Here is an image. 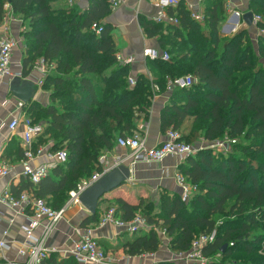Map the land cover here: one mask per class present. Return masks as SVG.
Instances as JSON below:
<instances>
[{"label": "trees", "instance_id": "16d2710c", "mask_svg": "<svg viewBox=\"0 0 264 264\" xmlns=\"http://www.w3.org/2000/svg\"><path fill=\"white\" fill-rule=\"evenodd\" d=\"M55 1L0 0V25L6 4L28 25L23 33V76L38 60L48 67L42 86L50 91V103L30 101L24 106L34 123H44L34 149L52 142L50 151L65 148L68 153L67 161L36 186L21 182L16 195L29 191L53 209H61L65 203L60 204L59 197L69 199L70 191L98 170L101 153L113 148L119 137L133 135L142 115L149 117L153 86L166 93L168 78L190 73L197 78L193 86L168 92L161 131L174 129L180 140L192 145L200 138L227 137L237 143L229 154L216 156L204 148L183 160L179 172L194 186L187 201L176 192H164L155 201L141 198L137 204L114 198L109 207H116L123 220L141 214L152 226L124 242L123 251L130 256L157 253L163 244L160 228L166 232L169 249L185 253L197 236L216 230L215 241L203 248L207 264H264V35L258 49L245 42L248 31L222 45L220 25L229 14L225 1L203 0L207 28L192 19L190 9L180 1L167 7L178 18L177 24L142 19L146 35L156 38L157 48L167 51L170 59L148 60V74L137 75L131 86V65L118 62L114 35L105 22L112 12L110 0H90L86 10L54 6ZM247 11L260 16L264 0H251ZM96 22L103 26L100 35L91 29ZM257 26L264 28V20ZM20 152L24 155L22 148ZM104 201L103 197L99 206ZM220 217L226 218L221 224ZM99 220L98 207L82 225ZM236 254H243V259L232 257ZM41 264L78 262L71 255L60 258L51 253Z\"/></svg>", "mask_w": 264, "mask_h": 264}, {"label": "crops", "instance_id": "0c3cea01", "mask_svg": "<svg viewBox=\"0 0 264 264\" xmlns=\"http://www.w3.org/2000/svg\"><path fill=\"white\" fill-rule=\"evenodd\" d=\"M90 0H80L76 6L86 10L89 6ZM164 2L166 0H163ZM240 11L245 10L248 5L246 0H234ZM187 8L193 5L196 11H205V4L201 0H181ZM75 7V6H74ZM10 11V10H9ZM158 9L154 3L149 0H125V3L115 9H112L110 15L105 19L106 24L111 28L118 52L123 56H134L136 61L131 64L130 76L136 78L137 75H147L148 67L142 59V53L145 48L158 47V40L153 37H148L146 31L141 23L142 19L152 20L156 15ZM12 13V11H11ZM18 16V15H17ZM15 20V19H13ZM22 22L23 19L21 18ZM16 21H20L16 20ZM226 24H232V29L236 28V18L231 17ZM244 22V21H243ZM21 23V22H19ZM223 26V23L221 24ZM243 29L249 30L250 26L243 24ZM225 28V26H224ZM8 30V32H6ZM19 26L16 23L4 22L0 25V33H7L16 38L19 36ZM250 31V30H249ZM22 32V30H21ZM22 40V39H21ZM25 46H17L13 54L12 69L18 72L24 68ZM48 69L47 66H45ZM40 60L35 62L27 77L23 79L32 80L35 83L36 94L32 100L42 106H47L50 103V91L45 90L43 86L37 84V79L42 78ZM13 78H5L0 81V159L10 161L16 165L13 173L6 177H0V197L6 190H10L13 194H17L16 190L20 183L26 180L20 173L22 171L21 160L23 155L18 153V148L23 149V130L21 126L17 131L12 132L8 128V123L14 116L23 113L19 108V100L13 96L10 91V84ZM150 107V115L148 118L145 115L137 121L138 128L127 136H140L146 139L148 147H155L159 145L165 138V133L161 131L160 116L162 109L169 103L170 93L164 92L157 94ZM26 113V111H25ZM27 114V113H26ZM191 120L186 122V125L191 124ZM40 124H44L40 122ZM200 145L210 144L212 141H207L200 138L198 142ZM48 144V143H47ZM46 144V145H47ZM49 150V144L45 147ZM113 155L125 157L129 152L117 146V144L109 149ZM102 154V153H101ZM184 158L178 156H169L164 162H137L132 167V178L117 188L111 190L104 196L105 201L101 203L100 218L106 208L114 202V198H123L129 203L137 204L141 198H149L152 201L157 200L164 192L181 193V187L176 180V174L179 172V167L183 163ZM47 162L45 157H37L33 165L38 166ZM126 165L130 166V161ZM23 192V191H22ZM110 200V201H108ZM111 202V204L109 203ZM65 203L63 207H67L65 218L55 225L52 232L46 240V245L51 248H58L57 254L60 258L68 257L71 249L76 245L80 236L79 229L87 226L96 228L95 236L102 248L106 250L107 254L116 258L120 262L129 264H158L160 262L175 261L176 253L169 249L168 242H163L162 247L157 253L144 254L138 256H130L124 253L122 244L140 233L131 234L128 231L121 230L113 224H108L104 227H99L98 223H90L87 226L82 225L83 220L88 216V211L81 204ZM32 211L26 209L25 211L17 208L8 207L0 202V239H5L10 245V250L6 253L7 260H18V251L25 241V233L21 225L26 221V217L31 215ZM45 219L42 223H45ZM43 226H40L36 231V235L42 233ZM146 231L143 229L142 232ZM5 259L3 263L7 262ZM177 262V261H176ZM91 264V263H88Z\"/></svg>", "mask_w": 264, "mask_h": 264}, {"label": "built area", "instance_id": "2783aa9c", "mask_svg": "<svg viewBox=\"0 0 264 264\" xmlns=\"http://www.w3.org/2000/svg\"><path fill=\"white\" fill-rule=\"evenodd\" d=\"M80 0H68L69 6L74 7ZM154 3L158 11L153 20L165 25L177 24L178 18L175 14H169L167 11L168 6H177L181 0H149ZM203 2V0H201ZM227 6L228 13L231 17L242 19V16L248 12L247 10L240 11L234 0H224ZM125 3V0H110L111 8L115 9ZM6 10H9L10 5L6 4ZM191 11V18L199 23L206 21L204 12L196 11L193 5H189ZM261 20L259 15L254 14V23L257 24ZM5 22V21H4ZM3 22V23H4ZM91 29L100 35L103 26L100 23H94ZM20 46V39L7 33L0 34V81L5 78H15L23 76V69L14 72L12 69L14 50ZM142 59L144 63L148 60H169L170 54L167 51H160L156 47L145 48L142 53ZM117 60L124 65H131L136 61L134 56H123L121 53H117ZM42 78L37 79L39 86L43 85L44 76L47 73L43 61H40ZM23 68V67H22ZM197 82V78L193 75H184L177 78H168L167 90L168 92L174 89L190 88ZM131 86L136 84L135 78H129ZM154 98L159 94L160 88L158 85L153 86ZM26 103L19 102V108L24 111L18 116L12 117L8 123L10 131L15 132L21 126H24L22 133L23 136V158L21 160L22 171L20 175L32 183L33 186L39 184L44 178H46L52 171L60 164H64L67 161L68 153L66 149L59 151L45 150L47 145H42L38 149H34V143L37 138L44 133V127L41 124L34 123L33 120L25 113L24 106ZM181 134L174 130L169 129L164 140L155 147H148L146 139L134 135V136H122L117 140V146L125 149L129 152L125 157L119 155H113L109 149H106L98 158V170L87 179H83L78 183L75 189L70 191V200L68 204H80L78 201L81 193L96 182L102 175L111 171L113 168L127 164L130 161V166L133 167L137 162L153 163L164 162L169 156H178L186 159L188 156L195 154L200 149H212L213 151H219L221 154H229L232 152V147L237 143L236 139L225 138L212 141L207 146H200L195 148L194 145L186 143L180 140ZM37 157L47 158V162L38 166H34L33 162ZM16 165L10 161L0 159V177L9 176L14 172ZM176 180L181 187V196L184 201L191 198L194 186L186 181L184 175L180 172L176 174ZM0 202L8 207L17 208L25 211L29 209L32 214L26 217V221L21 225L23 232L25 233V241L18 251V260H7L6 253L10 250V245L5 239H0V264H41V261L45 259L49 254L56 253L58 248H51L46 245V240L56 224L61 222L65 218L67 207L61 209H53L50 207L44 199L38 198L29 191H23L18 196L13 194L10 190H6L0 197ZM45 219V223L42 220ZM108 224H113L121 230H126L131 234H136L143 229L152 227L147 223L145 218L141 214H137L132 220L125 221L118 214L116 207L106 208L101 216L98 226L104 227ZM43 226L42 233L36 235L35 231ZM96 228L87 226L83 229H79V240L76 245L71 249L70 255L73 256L78 264H129L126 262H120L116 258L108 255L104 249L100 246L95 236ZM157 232L160 235L163 242H168L166 232L164 229L157 228ZM216 230L197 236L192 242V247L185 253H176L175 260H181V264H207L208 258L203 254V248L216 239ZM69 255V256H70ZM7 262L3 263L4 260Z\"/></svg>", "mask_w": 264, "mask_h": 264}, {"label": "water", "instance_id": "95a60500", "mask_svg": "<svg viewBox=\"0 0 264 264\" xmlns=\"http://www.w3.org/2000/svg\"><path fill=\"white\" fill-rule=\"evenodd\" d=\"M242 19L248 26L254 25V13L246 12ZM240 19L236 18V22ZM10 91L15 98L23 103L32 101L36 94L35 83L29 79L15 77L10 84ZM132 167L121 164L106 174L102 175L96 182L86 188L78 198L79 203L88 211L89 215H94L98 211L101 199L111 190L117 188L124 182L132 178ZM227 245H224L222 251Z\"/></svg>", "mask_w": 264, "mask_h": 264}, {"label": "rangeland", "instance_id": "374dc122", "mask_svg": "<svg viewBox=\"0 0 264 264\" xmlns=\"http://www.w3.org/2000/svg\"><path fill=\"white\" fill-rule=\"evenodd\" d=\"M246 1L249 4V2L251 0H246ZM61 5H62V7H66L67 5L69 6L68 0H56L54 2V6H61ZM247 8H248V5H247V7L245 9L247 10ZM262 13L263 14H260V16H261V19L264 20V11H262ZM21 18H22V16H17V15H14L13 13H11V10L10 11L9 10L6 11L5 22L6 23H9V21H12V23L18 24V26H19V30L18 31H20L19 32V36L22 39V40L20 39V46L21 47H24L26 45V39L24 38L23 33L27 29V26L28 25H26L25 22H22ZM13 19H15V20H13ZM19 19H20L19 22H21V23H19L18 21H16V20H19ZM230 19H231V16H230V14H228L227 19H224L223 20V26L220 25V37H221L222 45L225 42H227V40H229L230 38H232L233 36H235L236 34H238L239 32H241V31H248V33H247L248 38L245 40V42L248 43V44L251 43L256 49H258L259 38H260V36L264 35V28H259L257 26V24H254V25L250 26V28H249L250 31L249 30H245V29H243V26H244L243 25L244 24L243 20H239L237 22V25H235L236 28L235 29L234 28L232 29V24H226L227 22H225V21H229ZM200 26L202 28H207V25H206L205 22L200 23ZM224 26H225V28H224ZM21 30H22V32H21ZM6 32H8V30ZM186 75H190V73H187ZM223 139H225V138H223ZM193 145L195 146V148H198L200 146H206V147L208 146L209 147V144L208 143L205 144V145H203V144L200 145V143L193 144ZM213 153L216 156H221L220 155L221 153L219 151H217V150L216 151H213ZM69 200H70V197L68 199L66 195H62V196L59 197V203L60 204L67 203V201H69ZM224 218L225 217H220V218L217 219V221L221 224L222 223V220H224ZM226 218H232V216H227ZM243 256H244L243 254H236V255H234L232 257H237V258L239 257L240 259H243ZM215 259L216 260H218V259L220 260L221 259V256L220 255H217ZM172 262L179 263V262H181V260L178 259L177 262H176V260L175 261H172Z\"/></svg>", "mask_w": 264, "mask_h": 264}]
</instances>
